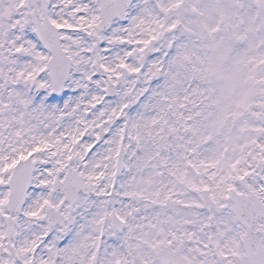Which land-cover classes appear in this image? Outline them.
I'll use <instances>...</instances> for the list:
<instances>
[{
    "label": "snow or ice",
    "instance_id": "obj_1",
    "mask_svg": "<svg viewBox=\"0 0 264 264\" xmlns=\"http://www.w3.org/2000/svg\"><path fill=\"white\" fill-rule=\"evenodd\" d=\"M0 264H264V0H0Z\"/></svg>",
    "mask_w": 264,
    "mask_h": 264
}]
</instances>
